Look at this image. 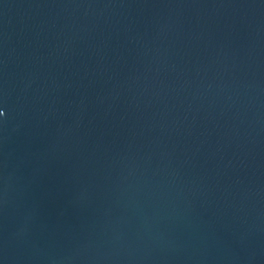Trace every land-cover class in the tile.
<instances>
[{
  "label": "water",
  "instance_id": "water-1",
  "mask_svg": "<svg viewBox=\"0 0 264 264\" xmlns=\"http://www.w3.org/2000/svg\"><path fill=\"white\" fill-rule=\"evenodd\" d=\"M0 264H264V0H0Z\"/></svg>",
  "mask_w": 264,
  "mask_h": 264
}]
</instances>
